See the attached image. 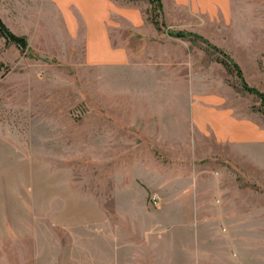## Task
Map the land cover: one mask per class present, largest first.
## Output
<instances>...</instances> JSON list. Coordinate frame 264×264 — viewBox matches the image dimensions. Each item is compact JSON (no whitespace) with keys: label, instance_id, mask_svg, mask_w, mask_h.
<instances>
[{"label":"rangeland","instance_id":"1","mask_svg":"<svg viewBox=\"0 0 264 264\" xmlns=\"http://www.w3.org/2000/svg\"><path fill=\"white\" fill-rule=\"evenodd\" d=\"M232 1L243 16L209 24L211 38L152 8L157 37L121 33L125 66L86 65L79 46L67 61L43 57L0 36V264H227L219 241L193 247L160 211L189 215L193 194L201 223L222 205L237 213L254 242L245 261L264 264V173L222 156L187 118L192 98L224 88L260 109L218 60L264 95V0Z\"/></svg>","mask_w":264,"mask_h":264},{"label":"crops","instance_id":"2","mask_svg":"<svg viewBox=\"0 0 264 264\" xmlns=\"http://www.w3.org/2000/svg\"><path fill=\"white\" fill-rule=\"evenodd\" d=\"M160 4L158 12L168 27L197 32L206 38H211L209 24H229L235 16H243V10L234 8L232 0H160ZM152 8L147 0H0V19L12 33L27 40L28 48L43 57L67 61L79 46L86 65L125 66L132 52L121 33L130 32L141 40L157 37L148 19ZM228 91L224 88L198 100L192 98L187 113L190 126L222 152L229 150L230 155L222 156H234L237 164V159L245 156L253 168L264 173V114L259 108L240 106ZM197 198L193 194L187 216L177 218L174 210L167 207L160 211L172 217L171 226L186 234L193 247L206 239L219 241L227 264H248L250 261L245 259L249 255L245 258L242 249L252 247L254 242L242 241L243 234L250 231L241 227L240 216L222 205L201 223ZM205 233L208 235L203 237Z\"/></svg>","mask_w":264,"mask_h":264},{"label":"trees","instance_id":"3","mask_svg":"<svg viewBox=\"0 0 264 264\" xmlns=\"http://www.w3.org/2000/svg\"><path fill=\"white\" fill-rule=\"evenodd\" d=\"M130 1H135V0H130ZM147 1L152 4L155 11L161 9L160 0H147ZM0 36L3 37L7 43L17 44L21 48H24L27 45L26 39L24 37H18L14 33H12L5 26V24L2 22L1 19H0ZM218 62L226 69V71H228V72L234 71L236 73V76L240 79L242 86H243V88H245V90L253 92L257 95V97L260 100V109L259 110L264 114V95L262 93L258 92L257 90H255L254 88H249L246 85V83L243 79L242 71L239 68V66L234 62L226 60L225 58L218 60Z\"/></svg>","mask_w":264,"mask_h":264},{"label":"built area","instance_id":"4","mask_svg":"<svg viewBox=\"0 0 264 264\" xmlns=\"http://www.w3.org/2000/svg\"><path fill=\"white\" fill-rule=\"evenodd\" d=\"M83 115V111L81 109L76 110L75 115L76 117H81ZM153 204H157L158 200L157 198L153 199Z\"/></svg>","mask_w":264,"mask_h":264}]
</instances>
